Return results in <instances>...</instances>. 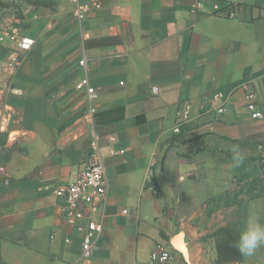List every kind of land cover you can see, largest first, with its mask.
<instances>
[{"label":"crops","instance_id":"crops-1","mask_svg":"<svg viewBox=\"0 0 264 264\" xmlns=\"http://www.w3.org/2000/svg\"><path fill=\"white\" fill-rule=\"evenodd\" d=\"M82 1L89 9L81 21L70 0H50L26 15L22 29L0 31L2 261L76 264L80 236L53 190L81 170L94 129L108 188L90 263L150 264V252L163 244L172 257L155 264H218L217 244L236 240L199 238L185 226V259L169 243L180 226L156 182L171 154L193 152L214 165L234 161L238 146L245 172L264 163V115L252 118L246 109L252 94L264 114V0H203L201 8L197 0ZM214 3L220 11L233 4L235 16L210 13ZM11 35L35 41L21 52ZM84 80L94 97L77 88ZM215 91L227 96L224 113L213 107ZM184 101L191 118L174 132ZM218 186L197 188L205 197ZM242 210L233 220V209L222 207L218 226L235 224L239 233L249 216L264 222V193Z\"/></svg>","mask_w":264,"mask_h":264},{"label":"rangeland","instance_id":"rangeland-1","mask_svg":"<svg viewBox=\"0 0 264 264\" xmlns=\"http://www.w3.org/2000/svg\"><path fill=\"white\" fill-rule=\"evenodd\" d=\"M49 3L50 0H0V31L9 28L22 29L27 24L23 21L26 15L39 10V6ZM180 158L188 162L187 171H185V164L179 163ZM163 161L160 166L163 178L156 182V188L167 215L180 226L177 232L181 231L184 234L183 227L188 226L197 230L199 238H217L220 242L229 238L234 241L233 237L217 236L221 228H226L234 235H238L235 224L228 227L218 226L221 212L217 211L222 207H231L233 213L230 218L235 220L242 216L245 202L261 197L264 193V163L258 165L259 170L255 169V175L254 172H245L246 166L243 164L233 167L234 161L227 158L221 164L207 165L205 159H197L193 152L171 154L169 160ZM212 174L214 179L210 177ZM202 183L210 188L213 184H217L219 190L213 195L209 193L202 197L197 188ZM213 214L216 219L214 221ZM229 246L234 244H221L220 251L229 249ZM241 259L240 257L231 261L237 260L238 264H264V246L258 248L252 256H247L246 262H242ZM0 264L6 263L0 261Z\"/></svg>","mask_w":264,"mask_h":264},{"label":"built area","instance_id":"built-area-1","mask_svg":"<svg viewBox=\"0 0 264 264\" xmlns=\"http://www.w3.org/2000/svg\"><path fill=\"white\" fill-rule=\"evenodd\" d=\"M94 6L99 7L100 3L94 0ZM72 3L73 16L81 21L84 19L89 5L82 0H70ZM203 0H197L196 7L203 6ZM212 14L224 15L227 17L235 16V6L227 4L223 11H220L217 4H213ZM16 40L17 48L21 52L28 51L34 44V38L27 35H11ZM80 64L85 65V59H81ZM15 61L10 62L13 65ZM86 86L89 97H94L95 92L92 87L87 85L84 80L77 84V88ZM152 90H156L153 87ZM252 94H246L248 102L246 109L252 118L262 117L264 114L251 100ZM213 107L218 113L226 111L227 96L220 91L211 94ZM91 109V113L94 112ZM191 118V104L188 101L182 102L176 111V123L173 127L174 132H179L180 127ZM108 188V178L105 172V165L99 146V135L92 129L88 144L87 159L77 173L74 180L66 185H61L53 190L55 196L62 199L61 210L66 222L72 226L80 236V252L76 264H91L94 253V243L102 231V223L98 217L103 216V203L106 198ZM65 241H69L66 238ZM172 257L171 250L163 244H156L149 255L150 264L167 263Z\"/></svg>","mask_w":264,"mask_h":264},{"label":"clouds","instance_id":"clouds-1","mask_svg":"<svg viewBox=\"0 0 264 264\" xmlns=\"http://www.w3.org/2000/svg\"><path fill=\"white\" fill-rule=\"evenodd\" d=\"M233 160V167L239 166L243 161L238 146H233ZM234 246L242 256H252L258 248L264 246V222L249 216L244 221Z\"/></svg>","mask_w":264,"mask_h":264},{"label":"trees","instance_id":"trees-1","mask_svg":"<svg viewBox=\"0 0 264 264\" xmlns=\"http://www.w3.org/2000/svg\"><path fill=\"white\" fill-rule=\"evenodd\" d=\"M260 190H262V188ZM223 233H225V234H223ZM221 235H226L228 237H233L234 240H236L237 236H238L236 234L234 235L231 231L227 230L226 228H221V229L218 230L217 236H221ZM165 237L168 239L167 236H165ZM220 245H221L220 243L217 244L218 257H217V261L216 262L218 264H223V263H225L227 261H231L233 259L240 258L241 254L238 252V250L236 249L235 246H229V249L225 248L224 251L222 252V251H220V248H221ZM0 261L5 263L4 261H2L1 257H0Z\"/></svg>","mask_w":264,"mask_h":264},{"label":"water","instance_id":"water-1","mask_svg":"<svg viewBox=\"0 0 264 264\" xmlns=\"http://www.w3.org/2000/svg\"><path fill=\"white\" fill-rule=\"evenodd\" d=\"M180 235V243L176 240L177 239V237ZM176 238V239H175ZM183 238H184V234H183V232H181V231H179V232H177V233H175L171 238H170V240H169V243H170V245L174 248V249H176L177 251H179L180 252V254H182V256L186 259L187 258V248H186V243L185 242H183L182 240H183Z\"/></svg>","mask_w":264,"mask_h":264}]
</instances>
